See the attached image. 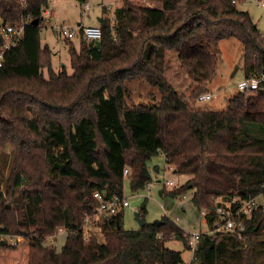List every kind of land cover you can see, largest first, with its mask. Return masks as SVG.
<instances>
[{"label":"trees","instance_id":"16d2710c","mask_svg":"<svg viewBox=\"0 0 264 264\" xmlns=\"http://www.w3.org/2000/svg\"><path fill=\"white\" fill-rule=\"evenodd\" d=\"M162 1L152 7L121 0L114 19L100 17V46L80 35L78 49L66 38L70 73L56 71L51 48L42 45L49 0H0V25L31 19L0 66V155L7 144L14 149L3 188L0 182V225L19 236L16 245L0 241V264H264L262 206L248 220L246 242L201 230L190 261L166 246L179 237L191 250L190 231L166 216L146 222L145 207L138 229L124 228L121 210L105 215L102 239L83 236L86 216L100 204L95 192L124 196L128 176L135 191L152 185L149 160L159 153L190 176L162 194L194 189L201 215L215 198L264 192V85L239 90L225 110L193 101L216 75L225 38L244 45L246 76L264 72V32L232 0ZM3 45L0 31V51ZM171 55L197 83L189 96L167 78ZM134 80L158 87L162 99L129 104ZM202 222L207 229L213 220ZM60 226L71 230L62 247L45 245Z\"/></svg>","mask_w":264,"mask_h":264},{"label":"rangeland","instance_id":"374dc122","mask_svg":"<svg viewBox=\"0 0 264 264\" xmlns=\"http://www.w3.org/2000/svg\"><path fill=\"white\" fill-rule=\"evenodd\" d=\"M135 4L142 6H162V0H131ZM121 3V0H91L92 7L83 13V3L79 0H49V6L46 8L53 11L54 18H48L45 27L41 30V41L43 45L51 47L53 52V66L56 71L66 68L68 72H73L70 54V43L65 37L59 36L53 26L60 22H67L75 25L83 21L85 25H100V17L111 16L114 19V10ZM83 4V5H82ZM122 4V3H121ZM238 7L246 9L252 15L254 21L258 24L259 29L264 32V6L258 7L254 3L244 5L239 3ZM66 18V19H65ZM61 19H65L62 21ZM50 22H49V21ZM75 46L80 49L82 42L80 38L73 39ZM218 69L216 75L208 82L207 88L202 91L211 92L213 97L207 100H193L194 103L202 109L208 110H225L228 101L239 92V83L246 77L244 45L235 37L225 38L220 41L218 47ZM170 65L167 67L166 75L173 86L187 96L193 91L197 85L191 79L186 70L180 66V62L175 55H171ZM45 72L48 75L47 70ZM129 96L128 102L131 105L150 106L157 104L163 96V92L155 86L145 81L134 80L128 83ZM14 158V149L11 144H7L0 155V182L2 188L5 186V179L8 176L10 166ZM149 164L160 167L162 170L159 175L154 176V180L150 187L135 191L131 187L130 176L125 179L124 195L129 197L131 205L123 210V225L125 229H138L140 227L136 212L145 207L144 219L148 223L158 222L164 216L169 217L179 227L185 231H205L206 225L202 222V215L192 201L194 189H188L184 194L174 196L169 192L160 194L164 188V180H174L178 186L184 184L189 175L176 173L173 164H166V160L162 153L153 156L149 160ZM165 173V174H164ZM159 177V178H157ZM167 182V181H166ZM174 187L168 186L167 191H171ZM260 201H264L263 197H259ZM96 222L94 215L91 216ZM100 222V221H98ZM101 226L94 233L102 239L100 233ZM60 247L65 242L66 237H60ZM247 241L246 240L244 242ZM166 246L170 249L182 252L185 261H190L192 251L186 248L183 240L175 237L171 241L166 242Z\"/></svg>","mask_w":264,"mask_h":264},{"label":"built area","instance_id":"2783aa9c","mask_svg":"<svg viewBox=\"0 0 264 264\" xmlns=\"http://www.w3.org/2000/svg\"><path fill=\"white\" fill-rule=\"evenodd\" d=\"M232 2L237 5L239 3H243L244 5L254 3L258 7L264 6V0H232ZM91 7V0H86L82 8L83 13L88 11ZM44 17L46 23L48 18L51 19L54 17V14L52 11L46 9L44 11ZM30 22L31 19L27 17L17 24L5 22L1 23L0 31L4 39V45L0 51V66L3 64L6 51L18 45V43L22 40L25 28ZM45 23L42 26L45 27ZM53 28L59 36H63L65 38L73 39L83 35L88 42H96L102 37V29L99 25H85L83 21H80L75 25H71L67 22H60V24H55ZM261 85H264V72L261 74L246 76L238 86L239 90H248L258 89L261 87ZM212 97V93L207 91L201 93L197 100H207ZM125 175H129V169L125 170ZM176 185L177 184L174 180H164V186L166 187H175ZM150 186L151 185H148V187ZM95 196L100 201L96 212L93 214L97 221L93 222L94 220H91V216L93 215L89 214L86 216L83 224V236L86 240H90L93 236H95L94 233L98 230V228H100V224L104 222L105 215L116 214L131 205L130 198L125 197V195L118 196L117 194H114L111 197H108L107 193H104V191H96ZM260 196L264 198V192H261L257 196H251L248 198H215L213 208L202 210V216L206 222L210 217L213 220L212 225H208V228L204 231V233L212 236L218 234L231 235L237 237L239 240H241V242H244L247 237L248 220L252 218L253 213L257 208L260 206L264 208V201L262 202L259 200ZM70 231L71 230L68 227L60 226L57 228L56 234L47 235L44 238V244L59 246L61 244V239L59 240V238L61 236L67 237ZM202 234L203 232L201 231L188 232V234H186L193 255L198 248ZM18 237V235L5 230L4 225H0V241L16 245L18 243Z\"/></svg>","mask_w":264,"mask_h":264},{"label":"crops","instance_id":"0c3cea01","mask_svg":"<svg viewBox=\"0 0 264 264\" xmlns=\"http://www.w3.org/2000/svg\"><path fill=\"white\" fill-rule=\"evenodd\" d=\"M246 10V9H245ZM249 11V10H248ZM53 13L54 14H56L54 11H53ZM250 13V12H249ZM251 14V13H250ZM252 16V15H251ZM52 18H54V17H52ZM66 19V18H65ZM65 19H61L62 21H65ZM100 19V18H99ZM254 20V19H253ZM257 26H258V24H257ZM43 45V44H42ZM44 46V45H43ZM50 47V46H49ZM51 48V47H50ZM52 50V49H51ZM54 67V66H53ZM165 158V157H164ZM149 166H150V170L152 171V172H154V176H157V175H159V173L161 172V168L158 166V167H155V166H152L151 164H149ZM176 172V171H175ZM157 178H159V177H157ZM176 184H178V183H176ZM182 184V183H181ZM160 194H162V192H160ZM126 209V208H125ZM190 232H195V231H190Z\"/></svg>","mask_w":264,"mask_h":264},{"label":"water","instance_id":"95a60500","mask_svg":"<svg viewBox=\"0 0 264 264\" xmlns=\"http://www.w3.org/2000/svg\"><path fill=\"white\" fill-rule=\"evenodd\" d=\"M99 20H100V19H99ZM32 23H34V24H38V23H39V19H38V18L34 19V20L32 21ZM100 44H101L100 41H97V45L100 46ZM104 193H106V190H104ZM136 216H137V218H138V220H139L140 225H143L144 221H143V219L141 218V216H140V212H139V211L136 212Z\"/></svg>","mask_w":264,"mask_h":264}]
</instances>
